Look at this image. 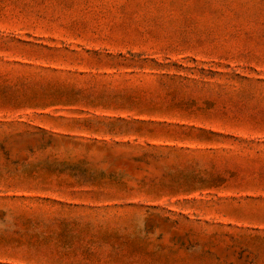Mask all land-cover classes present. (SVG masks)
Wrapping results in <instances>:
<instances>
[{
    "label": "rangeland",
    "instance_id": "obj_1",
    "mask_svg": "<svg viewBox=\"0 0 264 264\" xmlns=\"http://www.w3.org/2000/svg\"><path fill=\"white\" fill-rule=\"evenodd\" d=\"M0 264H264V0H0Z\"/></svg>",
    "mask_w": 264,
    "mask_h": 264
}]
</instances>
